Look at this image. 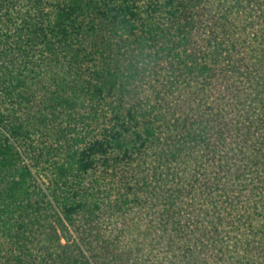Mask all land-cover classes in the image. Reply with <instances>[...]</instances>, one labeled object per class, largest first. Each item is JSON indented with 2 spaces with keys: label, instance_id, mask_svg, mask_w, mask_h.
Wrapping results in <instances>:
<instances>
[{
  "label": "trees",
  "instance_id": "trees-1",
  "mask_svg": "<svg viewBox=\"0 0 264 264\" xmlns=\"http://www.w3.org/2000/svg\"><path fill=\"white\" fill-rule=\"evenodd\" d=\"M0 264H264V0H0Z\"/></svg>",
  "mask_w": 264,
  "mask_h": 264
}]
</instances>
